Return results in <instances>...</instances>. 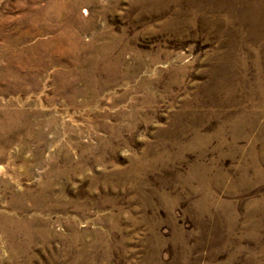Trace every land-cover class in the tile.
<instances>
[{"label": "rangeland", "instance_id": "1", "mask_svg": "<svg viewBox=\"0 0 264 264\" xmlns=\"http://www.w3.org/2000/svg\"><path fill=\"white\" fill-rule=\"evenodd\" d=\"M0 132V264H264V0H0Z\"/></svg>", "mask_w": 264, "mask_h": 264}, {"label": "bare ground", "instance_id": "2", "mask_svg": "<svg viewBox=\"0 0 264 264\" xmlns=\"http://www.w3.org/2000/svg\"><path fill=\"white\" fill-rule=\"evenodd\" d=\"M107 66V65H106ZM102 67V66H101ZM103 70H104V67H103ZM92 72V71H91ZM100 72V71H99ZM101 72H103V71H101ZM96 76V75H95ZM99 76V75H98ZM93 78V77H92ZM96 78V77H95ZM94 79V78H93ZM9 118V117H8ZM4 120V119H3ZM11 120V119H10ZM7 121V120H6ZM2 123H3V121H2ZM15 123L14 122H12V123H10V125L9 126H13L14 128H16L17 127V125H14ZM1 128L2 129H4L5 128V125H2L1 126ZM10 128V127H9ZM11 129V128H10ZM3 131V130H2ZM1 133V132H0ZM7 133V132H6ZM9 133V132H8ZM9 142V141H8ZM3 170V168L2 167H0V172Z\"/></svg>", "mask_w": 264, "mask_h": 264}]
</instances>
